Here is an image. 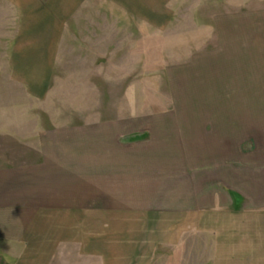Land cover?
Here are the masks:
<instances>
[{
	"label": "crops",
	"instance_id": "obj_1",
	"mask_svg": "<svg viewBox=\"0 0 264 264\" xmlns=\"http://www.w3.org/2000/svg\"><path fill=\"white\" fill-rule=\"evenodd\" d=\"M10 1L12 72L38 98L64 61L102 73L106 55L131 54L137 38L151 48L183 5ZM227 19L228 42L208 52L223 58L204 65L210 88L195 64L168 80L175 101L224 104L222 114L83 115L41 130L23 169L1 171L0 264H264V10Z\"/></svg>",
	"mask_w": 264,
	"mask_h": 264
},
{
	"label": "rangeland",
	"instance_id": "obj_2",
	"mask_svg": "<svg viewBox=\"0 0 264 264\" xmlns=\"http://www.w3.org/2000/svg\"><path fill=\"white\" fill-rule=\"evenodd\" d=\"M179 3L183 5L170 9L175 18L166 33L154 32L151 48H144L145 40L137 38L138 46L134 51L131 49V54H107L110 62L106 60L102 73L96 70L95 63H86L87 70L71 71L74 65L64 61L55 73V78L60 80L54 79L46 95L38 98L31 95L12 72L10 51L20 24V9L10 0H0V176L4 177L1 174L4 170L6 176L7 169H13L9 175L23 169L16 163L24 155L33 153L28 149L41 130L47 133L48 129L54 130L66 121L80 122L83 115L90 118L98 114H213L217 111L222 114L224 110L219 108L224 104L175 101L172 90L177 88L170 86L169 72L195 64L200 67L197 70L200 84L210 88L211 72L204 70V65L216 62L217 57L218 61L223 58V55L216 54V57L208 52L228 42L225 38L230 32L228 15L264 10V0H181ZM252 20L254 22L248 24L249 32L258 28L256 17ZM259 25L263 30L264 22ZM235 27L240 31V23ZM260 41L263 45L259 46L264 47V39ZM116 60H119V68ZM216 70L224 73L223 68ZM74 80L87 86H70L68 83ZM12 163L15 166L10 165ZM2 186L5 184L0 180V189ZM5 192L0 191V198L6 197ZM4 252L0 247V256Z\"/></svg>",
	"mask_w": 264,
	"mask_h": 264
}]
</instances>
